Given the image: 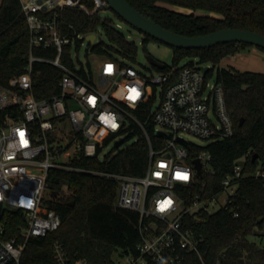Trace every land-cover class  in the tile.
Instances as JSON below:
<instances>
[{
    "label": "built area",
    "instance_id": "1",
    "mask_svg": "<svg viewBox=\"0 0 264 264\" xmlns=\"http://www.w3.org/2000/svg\"><path fill=\"white\" fill-rule=\"evenodd\" d=\"M20 2L29 28L30 54L24 72L11 80L18 89H0V112L3 108H20L18 115L0 121V264H22L30 241L44 238L60 227L61 217L48 207L45 196L51 168L93 172L117 180L115 204L137 213L140 242L134 250L120 253L116 264H185L191 252L198 253L201 263L207 264L198 251L194 233L183 225V216L214 213L209 207L217 202L220 193L227 194L220 209L227 208L239 182L247 175L244 168L248 154L222 178L215 191L205 193L201 188L186 206L179 188L193 183L198 175L194 162L188 161L187 147L196 144L182 135L190 134L212 143L234 134L223 85L215 75L207 78L209 69L204 73L205 65L195 62L166 64L163 69L153 66L156 73L149 76L108 56L89 67L78 59L75 43L81 39L82 46L87 36L95 33L84 35L73 28L72 33H63L57 19L66 7L84 8L81 0ZM95 3L96 8L108 6L105 0ZM68 45H72L75 69L63 60ZM33 49H53L55 56H37ZM36 62L52 64L64 72L59 93L35 98L32 74ZM151 99V110L142 120L134 111ZM134 124L149 147L144 175L105 174L72 164L82 156L104 159L103 148L118 136L127 138L135 131ZM149 125L159 137L156 141L151 137ZM21 132L26 143L21 140ZM108 136L111 140L105 144ZM132 138L137 140V136ZM198 158L202 172L208 171L211 155L204 151ZM177 173L186 174L188 179H178ZM252 175L264 180V168L257 167ZM71 194L64 185L56 197ZM169 200L172 203L162 211L161 203ZM16 211L19 213L15 214ZM10 214L16 215L20 223L7 236L1 219ZM235 215L238 216L237 210ZM54 257L57 264H90L82 258H71L58 243L54 244Z\"/></svg>",
    "mask_w": 264,
    "mask_h": 264
},
{
    "label": "trees",
    "instance_id": "2",
    "mask_svg": "<svg viewBox=\"0 0 264 264\" xmlns=\"http://www.w3.org/2000/svg\"><path fill=\"white\" fill-rule=\"evenodd\" d=\"M134 8L157 24L185 36H199L224 28H240L264 35V0H127ZM84 8L66 7L57 19L63 33H96L101 28L108 40L115 44L119 53L131 62L136 60L137 46L130 41L110 18H102L96 9L95 0H81ZM174 5L186 8L182 12L168 7ZM204 10L211 14H198ZM114 15L124 21L113 11ZM125 22V21H124ZM73 28V29H71ZM30 35L20 0H3L0 5V89L17 86L11 80L24 72L30 54ZM157 41L145 34V42ZM83 40L78 39V52ZM162 43V42H161ZM91 52L99 56L119 59L111 51L112 47L103 42L89 43ZM173 65L188 59L193 64H211L207 78L215 75L217 82L225 89L228 110L234 124V134L221 141L205 146L189 145V163H193L204 151L211 155L208 171L195 177L193 183L180 186V197L186 206L193 202L194 195L204 188L205 193L215 191L222 178L231 172L233 166L248 154L245 161L247 175L239 182L232 203L214 213L183 216V225L192 230L197 248L207 264H264V248L250 240L264 224V180L252 173L257 167L264 168V72L237 71L232 67L220 66L221 61L248 48H263L244 42H227L212 47L185 49L172 47ZM72 45L65 47L63 60L75 69L71 58ZM37 56H55L53 49H33ZM91 67V63L87 62ZM64 72L58 67L36 62L32 74V93L37 99L53 96L60 91V80ZM152 99L143 103L135 114L145 120L151 110ZM19 106L1 109L0 121L19 114ZM243 119L242 124H240ZM132 127V126H131ZM127 139L137 136V140L127 147L109 153L104 159L82 156L72 164L78 168L98 170L105 174L142 176L148 166V142L139 128ZM151 137L156 141L152 125ZM111 136L104 139L107 144ZM257 155L256 159L254 156ZM66 185L72 194L57 198L56 195ZM118 182L112 177L93 172L70 171L51 168L48 171L46 192L48 207L61 217V225L44 238L34 239L27 244L22 264H57L54 244L61 245L73 259L82 258L90 264H116L115 256L134 250L140 238L137 230L136 212L121 209L115 200ZM73 203V204H72ZM237 210L238 216L235 215ZM19 213L18 211L14 212ZM7 236L20 223L14 214L2 217ZM185 264H202L199 255L191 252Z\"/></svg>",
    "mask_w": 264,
    "mask_h": 264
},
{
    "label": "rangeland",
    "instance_id": "3",
    "mask_svg": "<svg viewBox=\"0 0 264 264\" xmlns=\"http://www.w3.org/2000/svg\"><path fill=\"white\" fill-rule=\"evenodd\" d=\"M104 6H100L98 8H103ZM168 7L176 9L178 11L182 12H189L190 10L174 6V5H168ZM96 8V9H98ZM198 14H211L210 12L199 10L197 11ZM100 15L102 18H110L113 20L116 27L126 35V37L130 40L135 42L137 46V57L136 60L131 62V60L119 53L117 50L119 49L115 44L111 43L107 36L105 35L104 31L99 28L96 34V43L103 42L106 46L112 47L111 51L115 54L117 58H119L120 61L129 63L139 71H141L145 75H151L153 73H156L155 67L150 63V61L147 59V55H152L155 59L167 64H172L173 59V49L161 42L157 41H149L145 42V34L137 30L136 28L132 27L128 23L121 21L118 19L113 11L109 8H103L100 10ZM89 43L85 40L83 45L81 46L79 52H78V59L83 62L87 63L90 62L91 64L95 65L102 61L106 56H99L88 50ZM188 62V59H185L181 61V65ZM194 62L197 63V60L194 59ZM205 66H211V64L205 65ZM221 67L229 68L232 67L237 71H256V72H264V51L256 48L251 47L248 48V50H245L241 53H236L235 55L228 56L224 58L221 63ZM187 141L192 142L199 146H205L208 143L205 140L199 139L193 135L190 134H183L182 135ZM135 141V138L127 139L125 136L121 135L113 139L108 145H106L102 150V157L109 154V153H115L125 147H127L129 144ZM67 160V159H64ZM65 189V188H64ZM68 190H70L68 188ZM45 196L48 197L47 192L45 191ZM227 197L226 193H220L217 196V202L213 205H210L209 210L211 212H216L224 205L225 199ZM250 240L253 241L257 247L264 248V224L261 229L257 230V234L250 237ZM115 259H118V255L115 256Z\"/></svg>",
    "mask_w": 264,
    "mask_h": 264
},
{
    "label": "water",
    "instance_id": "4",
    "mask_svg": "<svg viewBox=\"0 0 264 264\" xmlns=\"http://www.w3.org/2000/svg\"><path fill=\"white\" fill-rule=\"evenodd\" d=\"M105 1L108 3V8L119 15L126 23L168 46L197 49L212 47L220 43L244 42L264 49V35L256 31L240 28H224L208 34L189 37L170 31L157 24L134 8L127 0ZM86 40L88 43L94 44L96 42V35H88ZM147 59L153 66L159 69H163L166 66L165 63L155 59L152 55H147ZM208 69L209 66L203 67L204 73H206ZM242 122L243 119H241L240 124H242ZM157 133L164 134L162 131ZM256 157L257 155L254 156V159H256ZM193 162L195 164L197 175L200 176L202 174L201 160L197 158Z\"/></svg>",
    "mask_w": 264,
    "mask_h": 264
},
{
    "label": "snow or ice",
    "instance_id": "5",
    "mask_svg": "<svg viewBox=\"0 0 264 264\" xmlns=\"http://www.w3.org/2000/svg\"><path fill=\"white\" fill-rule=\"evenodd\" d=\"M110 70H111V66H109V71H110ZM131 92L135 93V95H137V96L139 95V93H137L135 89H132ZM129 98H130V99H134L135 96H130ZM105 120H106V122H110V121L107 120V118H105ZM112 126L115 127L116 125L113 124ZM20 136H21V140H22V142H23V143H26V141L23 140V136H24V134H23L22 132L20 133ZM161 167H164V165H161ZM177 178H178V179H182V180H187V179H188V177H187L186 174H181V173H177ZM171 203H172V202H171L170 200H169V201H164V202H162L161 205H160V209L163 211V210H164L166 207H168Z\"/></svg>",
    "mask_w": 264,
    "mask_h": 264
}]
</instances>
